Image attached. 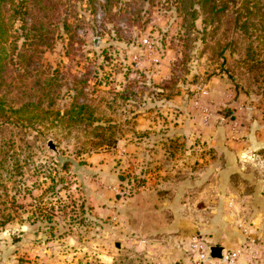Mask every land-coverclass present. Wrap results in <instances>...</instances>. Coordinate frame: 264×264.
<instances>
[{
    "label": "rangeland",
    "instance_id": "rangeland-1",
    "mask_svg": "<svg viewBox=\"0 0 264 264\" xmlns=\"http://www.w3.org/2000/svg\"><path fill=\"white\" fill-rule=\"evenodd\" d=\"M255 1L221 42L200 0L8 5L0 264H179L196 236L242 237L237 260L264 264Z\"/></svg>",
    "mask_w": 264,
    "mask_h": 264
},
{
    "label": "trees",
    "instance_id": "trees-1",
    "mask_svg": "<svg viewBox=\"0 0 264 264\" xmlns=\"http://www.w3.org/2000/svg\"><path fill=\"white\" fill-rule=\"evenodd\" d=\"M17 0H0V79L1 75L5 66V59L8 58L7 55L9 54L6 45L8 42L12 44L10 51H14V47L16 42L19 39V34L12 35V39H10V29L12 27V23L15 20H19V16L13 15V17H9L8 19L5 17V12L7 10L8 5H11L10 9L14 10V12H18L21 7L19 6V3H22L23 0H20V2L15 3ZM238 2L239 5H238ZM200 6L202 9V24L203 27H205V30L208 26V24H212V33H220L221 38L219 41H223L229 38V32L233 25L232 21L235 19L236 25H238L239 20L242 18L244 14L250 15L253 10L251 9H260L259 5L256 3L255 0H200ZM243 10V11H242ZM196 16L190 17V22L193 23L195 21ZM228 19V24L225 26H222V20ZM23 22V21H22ZM21 30L26 29L25 23H21L20 25ZM240 30L244 31L247 29L245 26V23L242 22L240 25ZM225 48L223 47L219 51L220 57H225ZM27 105V104H26ZM7 105H5V101L3 99V96L0 95V126H2L3 123L6 122V120H3L6 118L7 113H3ZM32 112L33 109L37 106L36 103H31ZM9 109V108H8ZM12 110V108H11ZM17 112L16 114L20 116H34L35 118L38 116V114H31L28 113L29 111L22 114L21 112ZM28 113V114H27Z\"/></svg>",
    "mask_w": 264,
    "mask_h": 264
},
{
    "label": "built area",
    "instance_id": "built-area-1",
    "mask_svg": "<svg viewBox=\"0 0 264 264\" xmlns=\"http://www.w3.org/2000/svg\"><path fill=\"white\" fill-rule=\"evenodd\" d=\"M210 243L203 237H193L190 242L192 264H233L241 255V250L225 249L219 258H209ZM246 264H254L249 261Z\"/></svg>",
    "mask_w": 264,
    "mask_h": 264
},
{
    "label": "crops",
    "instance_id": "crops-1",
    "mask_svg": "<svg viewBox=\"0 0 264 264\" xmlns=\"http://www.w3.org/2000/svg\"><path fill=\"white\" fill-rule=\"evenodd\" d=\"M245 159V158H244ZM150 211V210H149ZM150 213V212H149ZM164 216V214L158 212L157 210H154V212H152L151 215H148L145 219L149 220V219H153L156 218L158 216ZM168 223L163 222L161 224H157L155 225L156 227L162 225V226H167ZM173 223H170V225H172ZM141 233H146L145 231H141ZM205 238L210 245H219L223 247V250L225 249H235L239 246V243H241L243 241L242 237H238V236H234V237H203ZM187 251V250H186ZM191 253L190 251H187V253L183 254L181 256L182 261L179 264H192L191 263ZM233 264H244V262L242 260H237L235 263Z\"/></svg>",
    "mask_w": 264,
    "mask_h": 264
},
{
    "label": "water",
    "instance_id": "water-1",
    "mask_svg": "<svg viewBox=\"0 0 264 264\" xmlns=\"http://www.w3.org/2000/svg\"><path fill=\"white\" fill-rule=\"evenodd\" d=\"M95 46H97V43H94ZM48 147L53 149L54 151L56 150L55 145L53 144V142L50 140L48 141ZM115 247L120 248L121 247V243L120 242H115L114 243ZM223 251V247L219 246V245H211L209 247V258H219L221 256V252Z\"/></svg>",
    "mask_w": 264,
    "mask_h": 264
}]
</instances>
